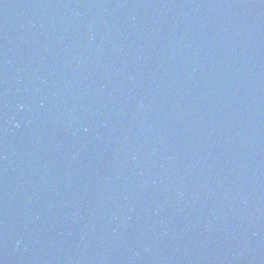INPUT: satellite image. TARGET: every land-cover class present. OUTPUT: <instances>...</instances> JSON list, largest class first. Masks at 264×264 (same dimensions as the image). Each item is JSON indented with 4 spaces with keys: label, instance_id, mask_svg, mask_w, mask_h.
<instances>
[{
    "label": "water",
    "instance_id": "obj_1",
    "mask_svg": "<svg viewBox=\"0 0 264 264\" xmlns=\"http://www.w3.org/2000/svg\"><path fill=\"white\" fill-rule=\"evenodd\" d=\"M0 264H264V2L0 0Z\"/></svg>",
    "mask_w": 264,
    "mask_h": 264
},
{
    "label": "snow or ice",
    "instance_id": "obj_2",
    "mask_svg": "<svg viewBox=\"0 0 264 264\" xmlns=\"http://www.w3.org/2000/svg\"><path fill=\"white\" fill-rule=\"evenodd\" d=\"M262 2H264V0H262Z\"/></svg>",
    "mask_w": 264,
    "mask_h": 264
}]
</instances>
